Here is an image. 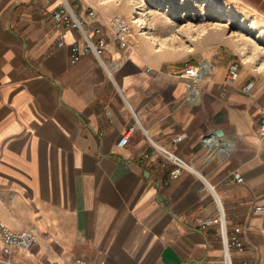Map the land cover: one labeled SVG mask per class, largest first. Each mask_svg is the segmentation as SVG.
<instances>
[{
	"label": "crops",
	"instance_id": "obj_1",
	"mask_svg": "<svg viewBox=\"0 0 264 264\" xmlns=\"http://www.w3.org/2000/svg\"><path fill=\"white\" fill-rule=\"evenodd\" d=\"M86 1L82 12L92 7L101 24L114 12L100 5L109 0ZM57 3L0 0V223L37 237L9 253L0 238V264H223L217 227H199L216 213L212 195L191 171L171 177L173 163L150 152L141 127L207 173L228 234L239 227L243 247L231 248L232 263L264 264V140L256 133L264 73L240 68L230 81L229 57L204 59L211 73L200 97L182 103L181 65L132 32L127 56L107 33L103 57L117 65L110 79L89 52L69 62L81 33L53 25ZM210 132L232 141L223 161L202 157Z\"/></svg>",
	"mask_w": 264,
	"mask_h": 264
},
{
	"label": "built area",
	"instance_id": "obj_2",
	"mask_svg": "<svg viewBox=\"0 0 264 264\" xmlns=\"http://www.w3.org/2000/svg\"><path fill=\"white\" fill-rule=\"evenodd\" d=\"M50 17L52 23L57 28H75L81 33V38L78 42L70 45V53L68 56L70 63H75L81 53H91L101 67L105 70L106 75L113 79V73L117 68L116 64L108 62L103 57L104 48L109 36L117 42L119 49L124 51L127 56L129 54V23L125 16L116 12L113 13L103 24L97 21L96 10L88 7L85 12H82V3L80 0H58L57 5L51 9ZM108 33V34H107ZM148 70H153L148 68ZM239 65L232 61L228 64L227 79L234 81L239 75ZM211 73V64L207 60H200L196 63H184L174 75L182 81L184 94L182 103H195L200 97L201 82L206 79ZM252 82H247L242 89L247 91ZM133 117L134 113L132 112ZM258 122L256 133L260 140H264V108L258 112ZM139 123L134 120L132 125L124 128L116 142L118 146H123L127 143L131 132L138 127ZM147 141V146L150 152H155L162 156L165 160L173 163L174 167L170 171L171 177H177L182 170H188L197 175L202 181L201 189L208 191L215 203L216 213L213 216L205 217L200 220L199 227L205 228L208 225L217 227V234L223 247V264H233L230 259L231 248L241 250L243 245L238 235L239 227H235L231 234H228L225 225V216L221 200L207 180V173H200L194 167L193 162L183 161L174 151H172L165 143L159 142L154 137L150 136L147 130L141 127ZM200 142L204 148L202 157L205 160L217 157L223 161L231 152L232 141L216 135L213 132L204 134ZM146 155V153H144ZM235 180L240 181L241 176L238 173H233ZM256 210L261 211L263 207L256 206ZM0 238L2 241V250L9 253L12 249H31L37 242L35 233L30 229L12 230L3 223H0ZM71 264H99L81 257L72 259ZM246 264V263H244Z\"/></svg>",
	"mask_w": 264,
	"mask_h": 264
},
{
	"label": "rangeland",
	"instance_id": "obj_3",
	"mask_svg": "<svg viewBox=\"0 0 264 264\" xmlns=\"http://www.w3.org/2000/svg\"><path fill=\"white\" fill-rule=\"evenodd\" d=\"M100 5L126 17L128 37L142 32L135 38L153 47L151 39L161 47L157 53H165L181 66L227 56L239 69L264 73V0H109ZM132 16L139 20L131 22Z\"/></svg>",
	"mask_w": 264,
	"mask_h": 264
},
{
	"label": "bare ground",
	"instance_id": "obj_4",
	"mask_svg": "<svg viewBox=\"0 0 264 264\" xmlns=\"http://www.w3.org/2000/svg\"><path fill=\"white\" fill-rule=\"evenodd\" d=\"M135 8H136V7H135ZM135 13L138 14V13H141V12H139V11H138V12L135 11ZM134 17H135V16H132V20H131V22H133V23H134V22H137V21L139 20V18H134ZM142 27H146V25H143ZM129 28H130V25H129ZM129 33H130V32H129Z\"/></svg>",
	"mask_w": 264,
	"mask_h": 264
},
{
	"label": "trees",
	"instance_id": "obj_5",
	"mask_svg": "<svg viewBox=\"0 0 264 264\" xmlns=\"http://www.w3.org/2000/svg\"><path fill=\"white\" fill-rule=\"evenodd\" d=\"M255 0H252V2H254ZM263 2V1H262Z\"/></svg>",
	"mask_w": 264,
	"mask_h": 264
}]
</instances>
